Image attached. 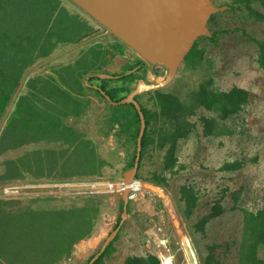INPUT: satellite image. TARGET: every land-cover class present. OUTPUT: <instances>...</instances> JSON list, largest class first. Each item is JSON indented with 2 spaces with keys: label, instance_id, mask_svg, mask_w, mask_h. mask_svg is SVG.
<instances>
[{
  "label": "rangeland",
  "instance_id": "374dc122",
  "mask_svg": "<svg viewBox=\"0 0 264 264\" xmlns=\"http://www.w3.org/2000/svg\"><path fill=\"white\" fill-rule=\"evenodd\" d=\"M70 1L66 0L70 7L79 9ZM211 3L220 10L212 13L206 21L210 34L199 35L193 42V45L198 42L200 51L197 54V66L187 62L188 52L168 81V66L151 64L133 50L138 58L135 67L138 62L142 65L133 72L139 74L141 84H161L144 88L135 95L136 100L139 96V101L149 108L157 109L151 100V92L156 89L186 98L188 93L205 83L217 90L241 87L250 94L249 104L239 113L220 120L226 131L219 134L205 135L200 119L203 115L217 117L218 114L205 109L198 110L192 116L196 120L197 130L179 141L174 156L175 166L164 170L165 149L152 148L145 156L141 177L136 175V182L144 187L145 193L143 195L139 192L137 198L129 200L130 209L120 234L126 232L132 235V241L136 243L135 255L154 252L161 259L160 253L166 251L174 255V264H188L181 247L183 235L189 238L199 264H206L211 256H215L220 264H237L243 226L241 208H257L264 202V67L260 63L259 45L260 41L264 42V22L245 17L244 10L231 9L229 0H211ZM256 5V8L264 11V6ZM84 30L80 31L74 26L69 35L72 34L74 39ZM113 38L114 35L111 36ZM46 40L45 47L53 49V45L48 43L50 39ZM120 47V44L113 42L110 45L114 53L124 51ZM78 48L74 47L59 55L54 59L55 62L61 63L64 59L73 58ZM42 63V58L37 59L28 71L37 70ZM131 69L123 66L120 72L127 74ZM6 115L8 112L0 123V132L6 122ZM235 161L240 167L231 171L225 169V164ZM160 174L162 177L155 180V175ZM83 181H100L106 183V186L102 190L32 193L7 191L5 186H1L0 198L26 203L50 197L73 201L82 196L96 197L102 202L100 219L108 226L103 227L106 228L107 240L113 234L119 217L123 215L121 202L124 177L117 175ZM51 183L61 182L36 180L23 185ZM184 184L192 185L199 197L198 207L190 217L186 216L184 204L179 200V189ZM218 203L222 205L223 212L206 218L214 213L213 208ZM164 235L166 241L160 243L159 238ZM260 254L264 257V246Z\"/></svg>",
  "mask_w": 264,
  "mask_h": 264
},
{
  "label": "crops",
  "instance_id": "0c3cea01",
  "mask_svg": "<svg viewBox=\"0 0 264 264\" xmlns=\"http://www.w3.org/2000/svg\"><path fill=\"white\" fill-rule=\"evenodd\" d=\"M70 2L82 12L70 7L66 0L62 1V5L75 17L76 26L80 31L84 28L87 31H82L76 39L56 45L54 51L43 58L41 67L23 75L15 90L16 100L21 93L23 97L28 98V102H32V112L52 115L39 118L33 116L31 122L23 125L22 133L17 132V145L0 155V163L13 161L21 167L18 175L37 180L57 181L62 176L124 177L126 171L132 168L128 166L135 153V109H138L133 102H110L106 91L102 90V83H105L107 90L126 86L130 88L128 95L134 92L141 84L139 74H135V80L131 82L122 78L123 72L120 71L123 66L134 68L138 58L124 41L107 30L87 11L73 1ZM113 35L115 38L112 40ZM112 42L120 44V49L124 51L114 53L110 48ZM74 47L79 48L73 58L64 59L61 63L55 62L56 57ZM128 103H133L135 109L131 106L128 108ZM13 106L7 111L8 115ZM124 111H127V115L120 119L119 115ZM96 159L102 162L97 168L94 163ZM4 172L3 165H0V174ZM105 186L106 183L100 181H74L13 184L5 186L4 189L20 193L26 190L39 192L53 189L102 190ZM51 204L56 211L67 210L66 213H69L70 220L72 219V202L51 201ZM31 205L37 206L38 203L0 200V264H89L105 244V229L108 226L105 221L99 219L90 235L81 239L77 234L63 235V230L60 229L58 235L42 238L46 245L42 243L41 249L25 247L23 244L17 246V225L23 226L24 234L19 237L21 241L29 244V241H36L40 237L32 233L30 218L13 216L15 213L32 209ZM69 223L72 225V220ZM105 226L106 228H103ZM120 235L113 243L114 248L102 258L101 254L96 259L98 262L93 264H126L128 256L134 255L136 243L132 241L131 234L123 232ZM162 238L165 239V235ZM56 239L61 249L50 245Z\"/></svg>",
  "mask_w": 264,
  "mask_h": 264
},
{
  "label": "trees",
  "instance_id": "16d2710c",
  "mask_svg": "<svg viewBox=\"0 0 264 264\" xmlns=\"http://www.w3.org/2000/svg\"><path fill=\"white\" fill-rule=\"evenodd\" d=\"M62 1L64 2V0H0V123L13 100L18 84L23 75L33 68L34 61L48 56L59 43L73 40L72 34L69 35V32L72 27L76 26L75 17L69 14L68 9L62 5ZM229 1L231 9L244 10L246 11L245 17H251L256 22H264V11L256 8V4L264 6V0ZM48 38L50 39L48 43L53 45V49L52 47H45L47 45L46 39ZM259 45L261 51L260 63L264 67V42L260 41ZM199 53L198 42H195L186 56L187 62H190L192 66H197L199 61L197 58L199 55L197 54ZM138 63L141 68V62ZM121 76L131 82L135 80V73L125 74L123 72ZM102 90L106 91V95L110 97V102L119 101L130 92V88L126 86L107 90L105 83H102ZM136 98L139 101V96ZM151 100L157 106V109L149 108L139 101L146 123L142 136V150L137 172V175L140 177L145 156L152 148L165 149L164 170L175 166L176 158L174 156L179 141L189 137L197 130L196 120H193L192 116L197 114L198 110L205 109L218 114L217 117L203 115L200 119L204 126L203 132L205 135L219 134L226 131L224 124L220 120L229 119L234 114L239 113L249 104L250 94L248 90L241 87H235L230 90H217L202 83L197 89L188 93L186 98H181L172 92L156 89L151 92ZM27 102L28 98L23 97L20 93L0 132V155L8 148L17 145L19 138L17 132L22 133L23 125L31 122L34 119L33 116L39 118L52 115L51 113L32 112L30 110L32 102L29 101L28 104ZM126 105L128 108L131 106L135 109L133 103ZM135 111V153L129 163V168L134 166L137 154V138L141 126L139 112L136 109ZM126 115L127 111H124L119 117L120 119H124ZM94 163L97 168L102 162H98L96 159ZM0 165H3L5 169V172L0 174V186L2 187L36 182L37 180L18 175L21 167L13 161L1 162ZM224 167L226 170L231 171L240 167V164L237 161L229 162ZM98 177L100 176L92 178H68L62 176L57 181L78 182ZM161 177V174L155 175L154 179L158 180ZM179 192V200L184 204L185 214L190 217L198 207V192L190 184L182 185ZM5 199L7 198H0V200ZM67 199L50 197L36 200L34 202L38 203L37 206L31 205L32 209L24 213H15L13 215L15 218H21V216L30 218L32 233L40 236L36 241H29V244H27L26 241L19 239L24 234L22 230L23 226L17 225L18 229L15 231L17 238L16 245L21 246L23 244L25 247L41 249V244L46 243L42 238H47L49 235L50 237H54V235L60 233V229L63 230V235L74 236L77 234L80 239L90 235L95 224L100 219L102 202L92 196H82L75 198L74 201ZM51 201H70L74 204L71 213L72 225L69 223L71 220L69 213H66L67 210L56 211ZM43 203H48V205L45 206ZM123 206L124 200L121 202L122 209ZM213 210L214 213L206 218L220 214L223 212V207L218 203L214 206ZM68 211L70 212V210ZM241 211L243 226L237 264H264V257L260 254V250L264 246V202L262 206L257 208L242 207ZM121 219L122 217H119L115 228H117ZM120 233L119 231L118 235L106 246L100 258L114 248L113 243L119 238ZM58 244L59 241L56 239L50 245H56L58 249H61ZM63 251H65V247ZM126 264L162 263L156 253L148 252L146 255L134 254L128 256ZM206 264H220V262L215 256H211L208 258Z\"/></svg>",
  "mask_w": 264,
  "mask_h": 264
},
{
  "label": "water",
  "instance_id": "95a60500",
  "mask_svg": "<svg viewBox=\"0 0 264 264\" xmlns=\"http://www.w3.org/2000/svg\"><path fill=\"white\" fill-rule=\"evenodd\" d=\"M72 1L135 50L145 61L151 64H164L168 66L170 69L168 81L176 72L182 59L192 48L195 38L199 35L210 34L206 27V21L212 13L220 10V8L211 3V0ZM139 67L140 65L132 68L127 74L133 73ZM159 85L161 84L153 86L140 84L134 92L120 101H111L113 104L133 102L141 117V128L137 141V154L134 166L124 174L122 219L113 234L106 240L101 250L92 258L89 264H93L104 252L106 246L116 237L128 214L129 193L133 190L131 187L132 182L136 180L142 150V136L146 127L145 116L141 111L140 104L135 99V95L140 93L144 88L157 87ZM102 92L105 94L104 91ZM16 97L17 93L13 97L9 110ZM106 97L109 100L110 97L108 95ZM1 127L2 124L0 125V129ZM80 190L89 189H53V191L72 192ZM24 192L32 193L38 191L26 190L20 193Z\"/></svg>",
  "mask_w": 264,
  "mask_h": 264
},
{
  "label": "bare ground",
  "instance_id": "6f19581e",
  "mask_svg": "<svg viewBox=\"0 0 264 264\" xmlns=\"http://www.w3.org/2000/svg\"><path fill=\"white\" fill-rule=\"evenodd\" d=\"M131 187L133 190L135 191H140L143 195H144V187H141L138 185V183L136 182V180H134L131 184ZM158 191L160 193H162V191L160 189H158ZM160 243H164L166 240L159 238ZM181 244H182V248L184 250L185 253V259H186V263L188 264H199L198 263V258L196 255V252L189 240V238L185 235H183L181 237ZM161 256V261L163 264H174V255L172 253H168L166 251H162L160 253Z\"/></svg>",
  "mask_w": 264,
  "mask_h": 264
},
{
  "label": "built area",
  "instance_id": "2783aa9c",
  "mask_svg": "<svg viewBox=\"0 0 264 264\" xmlns=\"http://www.w3.org/2000/svg\"><path fill=\"white\" fill-rule=\"evenodd\" d=\"M17 185H18V184H17ZM19 185H23V184H19ZM139 192H140V191H135V190L130 191V193H129L130 199H135V198H137L138 195H139Z\"/></svg>",
  "mask_w": 264,
  "mask_h": 264
}]
</instances>
